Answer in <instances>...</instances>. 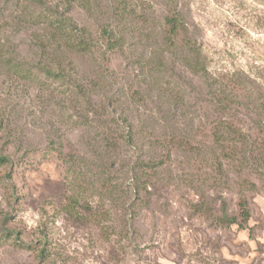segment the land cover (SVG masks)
Wrapping results in <instances>:
<instances>
[{
    "label": "rangeland",
    "instance_id": "rangeland-1",
    "mask_svg": "<svg viewBox=\"0 0 264 264\" xmlns=\"http://www.w3.org/2000/svg\"><path fill=\"white\" fill-rule=\"evenodd\" d=\"M42 2L0 0V264H264V0Z\"/></svg>",
    "mask_w": 264,
    "mask_h": 264
},
{
    "label": "trees",
    "instance_id": "trees-1",
    "mask_svg": "<svg viewBox=\"0 0 264 264\" xmlns=\"http://www.w3.org/2000/svg\"><path fill=\"white\" fill-rule=\"evenodd\" d=\"M32 2L40 3L42 4V0H32ZM48 18V30H52L49 39L51 42L55 43L58 39H63L69 42L71 46H73L76 50L79 51H89L91 50L90 47L93 46L91 43L86 42L81 36H76L75 34H72V30L67 25V20L65 21L62 17L53 18L52 16H49ZM94 47V46H93ZM37 69H39L41 72L46 73L49 77H56V78H62L63 74L57 72L54 67L52 66H35ZM14 69L17 71V73H25V72H33L34 68H27L26 70H23L21 67L14 66ZM25 71V72H24ZM86 89V88H85ZM82 92V90H80ZM86 96V94H83ZM10 161V158L5 155H0V166H3L4 164L8 163ZM70 209L68 211L74 213V207L76 206V201L71 199L70 203ZM239 208V215L237 216H227V220L229 223H236L239 224L241 227H247L248 223L251 219V211L249 209V203L246 198H241L238 203ZM76 218H81L77 214H74ZM9 216H6L0 220V231L4 234H9L10 232H14L13 228L11 229L10 224L8 222Z\"/></svg>",
    "mask_w": 264,
    "mask_h": 264
}]
</instances>
